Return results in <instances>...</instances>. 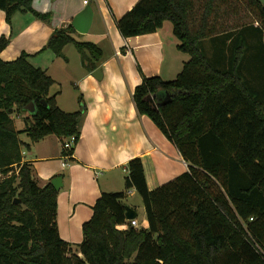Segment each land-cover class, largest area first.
Returning <instances> with one entry per match:
<instances>
[{
  "label": "trees",
  "instance_id": "16d2710c",
  "mask_svg": "<svg viewBox=\"0 0 264 264\" xmlns=\"http://www.w3.org/2000/svg\"><path fill=\"white\" fill-rule=\"evenodd\" d=\"M0 9L9 23L17 12L51 17L33 0H0ZM167 20L178 49L190 58L174 79L143 74L133 100L189 169L151 189L142 158H132L125 187L141 195L148 226L127 219L125 191L103 192L83 224L82 256L61 237L59 189L51 181L38 183L24 160L31 143L21 135L32 142L49 134L78 141L83 97L80 109L65 111L59 91L51 93L55 79L30 54L10 61L0 56V264H264L256 246L264 249V84L256 88L264 82V3L139 0L116 23L129 37L157 31ZM74 31L72 24L57 28L44 48L62 56L72 43L94 69L102 49ZM10 41L0 37V54ZM30 102L34 112L26 109ZM21 114L25 128L16 124ZM73 153L67 148L65 155Z\"/></svg>",
  "mask_w": 264,
  "mask_h": 264
},
{
  "label": "crops",
  "instance_id": "0c3cea01",
  "mask_svg": "<svg viewBox=\"0 0 264 264\" xmlns=\"http://www.w3.org/2000/svg\"><path fill=\"white\" fill-rule=\"evenodd\" d=\"M138 1L33 0V7L50 13V19L17 12L11 23L0 9V37L11 36L1 58L10 61L23 52L30 54L31 62L55 79L51 93L59 91L57 101L63 110L80 109V96L86 106L72 159L65 155L67 148L56 134H49L32 142L30 149H24V160L33 166L41 186L55 176L63 177L57 198V224L61 237L80 256L83 224L93 216V206L103 192L122 191L126 167L132 158H142L151 189L189 169L177 146L149 116L139 114L133 93L143 74L160 75L166 80L176 78L190 55L178 49L179 40L169 20L154 32L129 37L121 34L116 20ZM87 5L93 7L94 18L90 29L83 33L72 21ZM69 24L78 40L94 42L102 49L103 57L94 69L84 65L80 51L72 43L65 46L62 56L44 48L57 28ZM98 67L103 72L100 79L93 74ZM263 84L258 82L256 88ZM24 117L26 114L18 118L26 123ZM23 134L22 138L30 143L29 135ZM133 190L136 191L133 188L130 192ZM137 219L142 226H148L146 212Z\"/></svg>",
  "mask_w": 264,
  "mask_h": 264
},
{
  "label": "water",
  "instance_id": "95a60500",
  "mask_svg": "<svg viewBox=\"0 0 264 264\" xmlns=\"http://www.w3.org/2000/svg\"><path fill=\"white\" fill-rule=\"evenodd\" d=\"M94 18V10L91 5L85 6L83 10H81L73 19L72 24L73 26L80 32H87L91 24L93 22ZM97 78H101L103 76L102 68L98 67L94 73ZM168 93H166V97H168ZM151 100H153V97H150ZM26 109L30 112L35 111V105L33 102H30L28 105H26ZM52 184L57 188L60 189V187L63 185V177L61 175L55 176L51 179ZM21 202L20 198L15 199V203ZM138 216V212L136 209L131 207L130 205H126V217L128 220L136 218Z\"/></svg>",
  "mask_w": 264,
  "mask_h": 264
},
{
  "label": "rangeland",
  "instance_id": "374dc122",
  "mask_svg": "<svg viewBox=\"0 0 264 264\" xmlns=\"http://www.w3.org/2000/svg\"><path fill=\"white\" fill-rule=\"evenodd\" d=\"M261 1L264 3V0H261ZM167 57H168V54H167ZM18 117H17V120H16L17 126L19 128H25L26 127V123H24V121L22 119L20 120V118H18ZM24 136H26V135L23 134V137ZM51 138H55V137H51ZM27 140L30 143H32V140H31L30 137L27 138ZM66 140H68V138L67 137H63L60 141L63 143V141H66ZM0 177H2V176L0 175ZM121 190L126 192V197H125L124 201L128 205H132L133 207H135L137 209V211H139L138 217L141 219L144 216V214H145V211H144L145 208H144L143 199H142L141 195L139 193H137V191H134V190H133L132 193L129 192V190L126 189L125 184L123 186H121Z\"/></svg>",
  "mask_w": 264,
  "mask_h": 264
},
{
  "label": "built area",
  "instance_id": "2783aa9c",
  "mask_svg": "<svg viewBox=\"0 0 264 264\" xmlns=\"http://www.w3.org/2000/svg\"><path fill=\"white\" fill-rule=\"evenodd\" d=\"M84 1H85V3H88L90 0H84ZM76 142H77V137L73 135V136L69 137L68 140L65 141L64 146H65V148H68L69 149V148L74 147V145L76 144ZM67 157H69V155H67ZM129 192H130V190H129ZM130 221H131L132 225H134V226H140L141 225L138 222V219L137 218L130 219ZM256 246L258 247V249L264 255V249L258 243L256 244Z\"/></svg>",
  "mask_w": 264,
  "mask_h": 264
}]
</instances>
